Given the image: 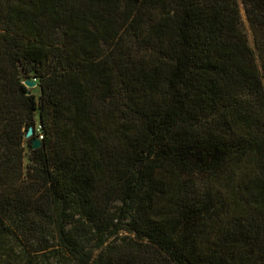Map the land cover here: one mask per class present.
Returning <instances> with one entry per match:
<instances>
[{"label":"trees","instance_id":"1","mask_svg":"<svg viewBox=\"0 0 264 264\" xmlns=\"http://www.w3.org/2000/svg\"><path fill=\"white\" fill-rule=\"evenodd\" d=\"M241 2L0 0V264H264Z\"/></svg>","mask_w":264,"mask_h":264},{"label":"rangeland","instance_id":"2","mask_svg":"<svg viewBox=\"0 0 264 264\" xmlns=\"http://www.w3.org/2000/svg\"><path fill=\"white\" fill-rule=\"evenodd\" d=\"M238 1H239V7H240L242 27H243V30H244L246 36H247L249 45L251 46L253 51L258 55V58H261V54L257 49V47H258L257 42L259 40V36H257V32L251 27V25L247 19V16H246V13L244 10V6H243L241 0H238ZM261 41H262V46H264V39H260V42ZM261 48L264 49V47H261ZM34 91L37 92L36 90H34ZM26 163H27V161H26Z\"/></svg>","mask_w":264,"mask_h":264},{"label":"water","instance_id":"3","mask_svg":"<svg viewBox=\"0 0 264 264\" xmlns=\"http://www.w3.org/2000/svg\"><path fill=\"white\" fill-rule=\"evenodd\" d=\"M24 85L28 88V89H32L34 87H36V83L35 82H32V81H25L24 82ZM33 136V129L32 128H29L27 134H26V138L29 139ZM41 146V142L37 139H33L32 140V148L35 150V149H38L39 147Z\"/></svg>","mask_w":264,"mask_h":264},{"label":"built area","instance_id":"4","mask_svg":"<svg viewBox=\"0 0 264 264\" xmlns=\"http://www.w3.org/2000/svg\"><path fill=\"white\" fill-rule=\"evenodd\" d=\"M42 137H40V139H41Z\"/></svg>","mask_w":264,"mask_h":264}]
</instances>
